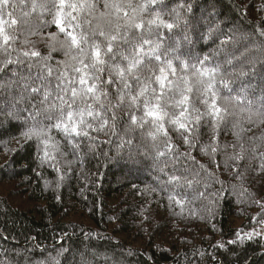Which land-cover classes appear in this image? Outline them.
Listing matches in <instances>:
<instances>
[{"label":"trees","instance_id":"obj_1","mask_svg":"<svg viewBox=\"0 0 264 264\" xmlns=\"http://www.w3.org/2000/svg\"><path fill=\"white\" fill-rule=\"evenodd\" d=\"M14 2V18L30 15L27 26H14L19 35L13 47L39 56L25 60L22 69L10 66L0 73V83L17 81L11 95L0 94V264H51L54 257L60 264H264V238H248L264 221V118L256 115L264 85L229 75L248 71L253 57L264 60V0H164L145 14L148 19L161 12L170 20L172 9L183 3L181 14L188 25L176 29L166 46L180 42L182 51H191V58L182 59L197 63L196 57L207 55V66L219 64L226 79H236L231 92H220V106L228 115L215 132L206 120L193 138L196 146L189 147L169 131L170 143L188 156L175 159L169 154L156 160L166 141H157L155 148L148 127L125 134L130 123L125 118L115 136L109 128L93 132L94 141L77 138L69 144L53 129L59 150L50 149L55 159L44 163L42 147L38 150L35 140L25 143L20 136L32 105L40 107L43 93H29L41 82L33 79L25 89L20 77L29 76V64H42L41 57L50 56L53 68L60 66L66 60L58 43L64 34L52 23L53 15L32 9L33 0ZM131 2L135 6L143 0ZM103 3L99 0L97 12L104 10ZM126 11L131 13L130 8ZM4 19L9 20L7 15ZM185 36L190 43L184 42ZM14 71L19 75L13 76ZM37 74L38 68L32 67L31 76ZM55 83L53 79V89ZM248 84L253 87L242 93ZM9 112L19 119L9 118ZM38 120L48 123L44 115ZM121 139L133 141L131 154L137 163L129 160V146L118 152ZM241 145L243 159H231L241 154ZM171 176L181 177L182 183H170Z\"/></svg>","mask_w":264,"mask_h":264},{"label":"snow or ice","instance_id":"obj_2","mask_svg":"<svg viewBox=\"0 0 264 264\" xmlns=\"http://www.w3.org/2000/svg\"><path fill=\"white\" fill-rule=\"evenodd\" d=\"M98 4L99 0H41L39 3L33 0V10L39 8L41 14L53 15L52 23L64 34V39L58 43L66 56V60L59 62L60 66L55 68L48 64L50 56L41 57L42 64H29V76L20 77L25 89L33 79L41 82L32 87L29 93L30 96L43 93L39 100L40 107L32 105V111L23 121L25 127L20 136L25 143L35 140L38 150L42 147V163L54 161L50 149L59 150L51 134L53 129L62 133L69 144L77 138L94 141L93 132L99 133L109 128L115 136L117 124L124 122L125 118L130 121L125 124V134L148 127L151 131L147 135L155 148H159L157 141H166L164 150L156 151V160L169 154L175 159H182L188 154L179 153L178 148L170 143V130L182 136L189 147H194L193 138L206 120L212 121L213 132L226 120L227 109L220 106L222 89L231 92L236 79H249L264 85V60L257 61L253 57L246 66L249 70L240 71L238 76L229 74L236 77L230 80L225 78L219 64L207 66L211 64L207 55L196 57L197 63H190L181 57L191 58V51H182L180 42H176L175 47L166 46L165 41L171 38L176 29L182 24L185 27L188 25V20L181 14L185 8L183 3L172 9L170 20L165 19V14L161 12L145 19L146 12L153 6H162L164 0H143L135 6L131 0L127 3L125 0H104V10L100 12H97ZM16 8L14 0H0V56L6 57L0 59V73L7 72L10 66L22 69L25 60L39 56L36 51L20 52L13 47L19 35L14 26H27L30 15L24 12L20 19L14 18ZM126 8H130L131 13ZM192 10V5L188 4L187 12ZM5 15L9 20L4 19ZM184 42L190 43L187 36ZM12 52H16L15 57ZM228 63L231 65L232 61ZM32 67L38 68L35 77L31 76ZM12 75L19 73L14 71ZM53 79L56 82L54 89L51 84ZM16 84L15 80L0 83V94L7 92L11 95ZM251 87V84L245 85L241 92L247 93ZM22 100L21 95L19 101ZM196 101H199L200 107L196 106ZM240 102L237 100V103ZM15 103L14 100L13 107ZM201 108L204 110L201 111ZM241 112H244L243 108ZM41 115H44L47 124L38 120ZM256 115L264 118V95L260 98V111ZM7 116L13 120L19 119L12 112ZM53 119L55 123H52ZM29 120L32 121L31 126H27ZM236 135L239 137V133ZM132 143V140L121 139L117 150L119 152L126 145L129 146V160L135 164L137 160L131 154ZM24 146L20 145L21 148ZM208 147L205 145L204 149ZM216 151L213 147L212 153ZM260 156V171L264 172V153ZM231 159H243V145L241 154ZM169 182L177 186L182 183L179 176H171ZM187 183L191 184L192 181ZM172 200L170 195V203ZM248 238L251 239V234ZM64 251L59 252L57 257L63 255ZM51 264H60V261L54 257Z\"/></svg>","mask_w":264,"mask_h":264},{"label":"rangeland","instance_id":"obj_3","mask_svg":"<svg viewBox=\"0 0 264 264\" xmlns=\"http://www.w3.org/2000/svg\"><path fill=\"white\" fill-rule=\"evenodd\" d=\"M75 219L80 220V221L84 220L83 218H75ZM248 233H249V235L250 234L251 235H260L264 238V221L260 225L256 226V228L250 230ZM118 239H123V236H121V235L118 236Z\"/></svg>","mask_w":264,"mask_h":264}]
</instances>
